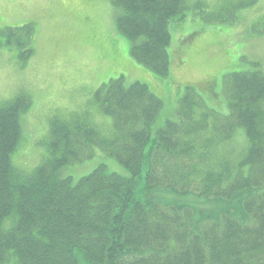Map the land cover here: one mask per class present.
Segmentation results:
<instances>
[{
    "label": "trees",
    "instance_id": "16d2710c",
    "mask_svg": "<svg viewBox=\"0 0 264 264\" xmlns=\"http://www.w3.org/2000/svg\"><path fill=\"white\" fill-rule=\"evenodd\" d=\"M186 1L111 0L132 55L158 77L169 73V25ZM31 32L0 29V48L14 38L28 58ZM225 90L221 117L186 88L178 121L151 142L162 101L144 84L113 80L94 96L112 134L85 115L56 117L31 173L12 163L31 103L22 95L0 107V264H264V73L234 74ZM237 129L248 146L232 159L225 146ZM96 149L130 177L105 165L77 182L63 176Z\"/></svg>",
    "mask_w": 264,
    "mask_h": 264
},
{
    "label": "rangeland",
    "instance_id": "374dc122",
    "mask_svg": "<svg viewBox=\"0 0 264 264\" xmlns=\"http://www.w3.org/2000/svg\"><path fill=\"white\" fill-rule=\"evenodd\" d=\"M183 14L169 25L170 70L161 78L132 55L131 41L116 28L111 0H0L1 30L32 25L31 56L26 57L27 48L14 38L0 48V107L22 95L31 102L21 115L14 167L31 173L45 161L50 121L56 117L85 115L110 136L113 119L95 104L94 96L121 78L125 86L146 85L163 103L151 127V142L167 121H178L186 88L194 89L210 111L228 116L229 77L264 73V0H187ZM233 138L225 150L238 159L248 143L242 129ZM101 165L109 173L131 175L99 149L92 159L68 166L62 174L77 182Z\"/></svg>",
    "mask_w": 264,
    "mask_h": 264
}]
</instances>
